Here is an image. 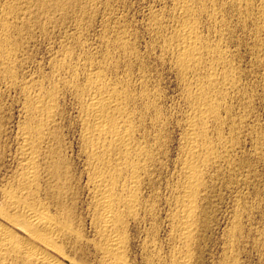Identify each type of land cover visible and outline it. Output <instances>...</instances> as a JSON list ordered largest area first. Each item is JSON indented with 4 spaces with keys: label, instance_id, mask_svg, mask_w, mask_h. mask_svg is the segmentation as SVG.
Segmentation results:
<instances>
[{
    "label": "rangeland",
    "instance_id": "obj_1",
    "mask_svg": "<svg viewBox=\"0 0 264 264\" xmlns=\"http://www.w3.org/2000/svg\"><path fill=\"white\" fill-rule=\"evenodd\" d=\"M190 1L189 11L194 15L188 19L196 22L201 46L208 49L196 69L188 70L177 61L181 41L175 31L184 23L183 0H0V21L1 16L12 18L11 44L17 53L12 85L0 71V183L15 182L21 170L28 95L57 93L53 128L57 140L52 143L58 148L55 157L60 158L61 171H68V180L60 182L66 191L63 202L83 237L81 242L67 239L64 244L76 263H105L98 246L102 237L96 228L89 178L94 163L86 153L82 115L93 92L85 86V77L99 68L108 82L133 92L127 106L138 128L134 139L148 145L154 155L150 179L141 191L148 205L140 206L136 218H130L122 230L125 260L129 264H180L188 251V264H264V29L260 11L264 0H248L247 7L246 0ZM13 4L18 5L17 12H1ZM217 45L226 53L221 61L214 56ZM208 71L226 73L238 84L211 92L215 101L220 99L222 126L212 116L203 127L206 142L218 156L204 166L199 219L187 250L172 214L184 183L187 121L198 107L193 99L199 91L196 83L205 80ZM76 79L78 86L72 84ZM205 86L202 89L209 90ZM44 155L40 165L43 193L50 183H57L49 175L46 165L50 163Z\"/></svg>",
    "mask_w": 264,
    "mask_h": 264
},
{
    "label": "bare ground",
    "instance_id": "obj_2",
    "mask_svg": "<svg viewBox=\"0 0 264 264\" xmlns=\"http://www.w3.org/2000/svg\"><path fill=\"white\" fill-rule=\"evenodd\" d=\"M39 1L43 2L45 0ZM188 1L190 3L192 2L190 0L179 2L181 5H179L181 7L180 10H184L183 12L181 11L184 23L183 26H180V28L178 27L179 29L175 32L177 34L176 38L178 36L180 39L179 41H181H178L181 44L178 46L181 47L178 50V55L176 54L179 67L181 66L183 69L190 68L191 70L194 67L196 69V66L201 60V55L206 48L203 50L201 46V38H199L196 22L194 23L188 19L189 16L191 17V14L194 13L189 11L191 7ZM249 1L246 0V3H248L246 7L250 5ZM6 6L8 7V5ZM17 6L18 5L13 4L9 6L8 9H4V11L1 12L6 15H12V13L17 12ZM194 6L197 8L195 4ZM204 6L203 4V7ZM261 8L262 29H264V6ZM247 9L249 11V8ZM193 15L191 18H193ZM1 19L0 44L2 46H0V71L3 72L4 76L8 77V81H10L16 77V65L14 60L17 53L16 47L11 44L12 36L10 35V29L13 27V24L10 16L4 18L1 16ZM205 44L206 43L202 45ZM220 46L214 49L215 54L212 53L221 61V58H224L222 57V53L225 52L223 49H219ZM263 46L262 48H264ZM168 47H170V45ZM209 51L210 50H208V53ZM211 51H213V48ZM214 60L216 61L217 59L215 58ZM223 62L226 61H222L221 63ZM215 63H217V61ZM199 65L201 66V64ZM104 68L106 69L105 66ZM217 68L218 65H216V69ZM212 69L213 68H211V70ZM103 71L104 73L106 72L104 69ZM181 71L183 72V70ZM186 72L189 73V71ZM102 73L103 72L99 68H96L91 73H86L85 86L93 89V92L88 98L86 97L87 100L86 103H84L86 107L84 108V113H82V115L84 114L83 120L85 124V146H87L86 149H88L86 153H88L89 157H87L89 160L91 159L90 161L94 163L92 164L94 165V173H92L93 176L89 175V178L92 177L90 181H93L92 192H94L97 214L96 228L101 234V236L100 234L99 236L102 237L100 240L101 243L98 246H100L102 258L106 264H129V261L125 260L126 256L124 257L126 254V237L123 236L122 230H124V226L128 223L130 218H136L137 212H140L138 211L140 206L146 205L147 207L148 205V203L144 204L146 203L144 202L146 198H143L141 191L145 181L150 179L154 155L148 145L145 146L144 143H139L140 141L136 142V139H134L135 131L138 128L132 123L134 114L132 115V109L129 110L127 106V101L130 102L131 94L134 96L133 92L126 87L120 88L117 86L118 84L115 85L108 82L105 79V75L102 76ZM218 73H220V71ZM218 73L214 71L209 72V74H207L208 76L205 75L206 79H203L204 81L201 79V82L196 83L199 91L196 90L194 92L195 95L193 99L198 107L193 104L197 107L195 108L196 112H194L195 114L187 121L188 130L186 129V138L188 139V145L185 150L186 154L182 172L184 183L183 185L181 184V191L179 190L180 192L175 198L177 211L175 214H172L173 221H175L174 223H176V229L178 231L177 235L182 242L187 244L185 247L190 246V242L193 241V237H195L194 230L199 219L198 208H200L199 200L201 199L199 196L200 193L203 192L202 188L203 184H205L203 182L205 173L204 166H207V164L212 161L215 162L217 155V153L215 155L214 146L206 142L208 134L206 132L207 130H205L206 128L204 129L203 127L209 119H212V116L218 119V109L222 107L219 103L220 99L215 101L217 98H213L214 94H211V92L214 93L213 91L217 89L223 91V89H227V84L232 86L236 83L232 75L231 77L233 79L225 76L224 74L226 73L221 75ZM227 75L229 76L230 74ZM2 79H4V77ZM197 80L199 81V79ZM236 80H238V78ZM11 82L12 81H10V84ZM76 82L77 79L74 83L72 82V84H76ZM76 85L78 86V84ZM204 85L209 86V90H203L202 88ZM194 86L192 84V87ZM46 93L48 94L39 93L35 95V93H33L34 95L31 96L27 94L28 102L26 101L27 104L25 103L26 105L24 106H27V109H25L27 110L28 116L23 124L24 127L22 125L23 132L20 146L23 154L21 170H19V176L15 182L0 183V264H81L70 259L66 250H64V244L67 239H74V241L77 242L83 237L80 231L74 228L71 218L72 214L69 212V208L67 209V206L64 204L66 201L63 202V195L66 191L64 188L65 186L60 185V182H62L63 178L68 180V171L65 170V172H67L64 174L61 171V166L59 167L60 158L58 157L57 159V157H55L57 156L58 148L52 143L54 139L57 140L56 135L53 133L54 116L56 111H58L56 110L57 93L53 91ZM222 94H224V92ZM190 98L192 100V97ZM218 106L221 107L218 108ZM221 122L222 121L219 122L220 125L222 124ZM21 130L22 129H20V131ZM141 138L143 139V137ZM222 140L221 137V141ZM222 142H224V140ZM42 154H45L43 159L45 158L47 162L50 163L46 165L48 166L49 175L51 174L54 179L57 178V183H50L47 189H44V193L41 184L43 174L40 170ZM173 198L174 197H172V199ZM150 204L151 203H149V205ZM188 249L189 247H187V250ZM189 252H191V250ZM183 253L184 251L180 253V255ZM184 254L183 260H181L182 257L179 259L181 260V263L179 262L180 264H188V251ZM60 256H63L69 263H66ZM189 258L190 257H188V259Z\"/></svg>",
    "mask_w": 264,
    "mask_h": 264
}]
</instances>
